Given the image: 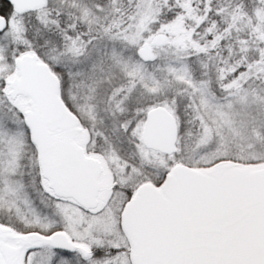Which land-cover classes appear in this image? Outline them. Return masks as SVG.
I'll return each mask as SVG.
<instances>
[{
	"label": "snow or ice",
	"instance_id": "obj_1",
	"mask_svg": "<svg viewBox=\"0 0 264 264\" xmlns=\"http://www.w3.org/2000/svg\"><path fill=\"white\" fill-rule=\"evenodd\" d=\"M0 264H264V0H0Z\"/></svg>",
	"mask_w": 264,
	"mask_h": 264
}]
</instances>
